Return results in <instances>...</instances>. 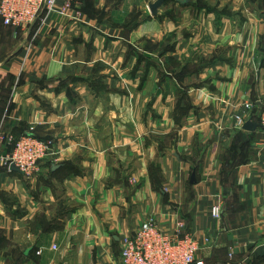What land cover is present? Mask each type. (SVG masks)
Masks as SVG:
<instances>
[{"label":"crops","instance_id":"crops-1","mask_svg":"<svg viewBox=\"0 0 264 264\" xmlns=\"http://www.w3.org/2000/svg\"><path fill=\"white\" fill-rule=\"evenodd\" d=\"M151 1L71 0L64 16L28 29L0 19V132L49 140L47 157L63 162L48 174L47 159L30 178L0 163V264H122L125 240L149 220L163 233L193 235L205 264H264V128L245 131L233 120L240 115L258 124L264 104L259 6L237 3L234 20L221 16L217 26L210 17L201 41L175 44L177 61L199 43V53L213 57L206 69L188 71L194 107L182 127L174 126L166 114L171 104L160 98L154 103L159 117L145 116L138 131L126 130L131 126L124 120L123 133L112 126L106 138L97 111L90 130L83 126L84 108L98 104L83 78L97 62L112 67L117 28ZM165 25L146 21L131 37L158 41ZM173 28H185V21ZM104 38L110 44L102 54ZM85 46L90 53H83ZM67 89L76 94L73 105ZM244 103L253 111H241ZM116 155L125 162L115 164ZM56 175L63 194L55 197ZM215 205L222 208L218 220L210 213Z\"/></svg>","mask_w":264,"mask_h":264},{"label":"rangeland","instance_id":"rangeland-1","mask_svg":"<svg viewBox=\"0 0 264 264\" xmlns=\"http://www.w3.org/2000/svg\"><path fill=\"white\" fill-rule=\"evenodd\" d=\"M155 1L152 0L149 4ZM237 3L243 7L256 5L264 10V0H184V3L178 0H167L157 10L156 15L150 13L149 4L145 6L144 13H129L122 26L117 28L119 34L117 33L116 37L119 38V43H117L111 56L112 67L105 61L97 62L93 66L92 73L83 78V82L88 86L91 95L94 97L93 99L98 103L93 107L89 104L84 108L85 118L83 120H87L83 124L84 128L90 130V119H92L93 113L97 111L96 121L99 124L100 132L106 138L111 132L112 126L116 127L117 134L123 133L124 120L131 126V129L126 130L135 131L136 129L138 131L137 128L141 127L138 124L145 116L159 117L154 108V103L159 98L160 101L168 103L169 107L171 104V110H166V114L168 113L167 116L172 120L175 127H182L188 113L194 107L189 94L191 86L188 87V83L185 82L188 71L192 69L198 73V70L206 69L213 57H207L204 52L199 53V50H204L203 44L199 43L192 47L197 49L194 53L193 49L189 55L186 53L180 61H177L171 56L175 44L195 37L201 41L209 32L205 22L209 21L210 17V20L215 22L216 25L220 22L221 16L234 20L238 12L237 8H234ZM160 10L163 11L160 12ZM150 20H157L166 24L159 35L161 39L158 41L148 39L155 37V35H148V40L133 39L131 36L134 33L136 34L138 28ZM181 21H185V28L179 29L177 32V29L173 27ZM170 27H172V30ZM214 29L218 31V28ZM109 41L106 38L101 41L102 49H104H101L102 54L107 51ZM89 47L85 46V51L84 49V52L82 49L81 51L88 54L91 51ZM218 52L216 51L217 55ZM215 57L218 56L215 55ZM113 66L115 69H113ZM109 67L114 72L107 73ZM122 72H124V75H120ZM197 85H199L198 81ZM161 86H164L162 91L157 92ZM65 95L68 100L72 101L70 105H73L76 97L73 90L67 89ZM80 115L82 116V113ZM109 116H112L110 118L113 122H108ZM80 120L81 117L78 118L77 124ZM119 142L117 139V144ZM120 148L118 146L116 150L118 151ZM118 157L116 155L115 164H118L121 160V163L125 162L123 158ZM51 158L53 157L49 156L43 161L52 160ZM62 164L63 162L55 158L48 161L46 163V173H51L50 168L52 165ZM21 176L25 177L22 174ZM52 179H54L53 195L55 197L61 196L63 192L61 190L60 175L53 176Z\"/></svg>","mask_w":264,"mask_h":264},{"label":"built area","instance_id":"built-area-1","mask_svg":"<svg viewBox=\"0 0 264 264\" xmlns=\"http://www.w3.org/2000/svg\"><path fill=\"white\" fill-rule=\"evenodd\" d=\"M72 8L71 0H0V19L3 25L13 29H28L38 23L45 24L52 15L64 16ZM241 111H253L250 103L241 105ZM235 126L241 128L244 119L234 115ZM258 125L264 128V104L258 116ZM51 141L39 140L31 135L14 138L0 132V163L8 170L11 165L27 178L36 176L40 164L50 153ZM222 208L215 205L211 216L218 220ZM208 239L204 243L208 244ZM56 250V246H52ZM201 246L196 238L189 234L174 231L163 233L152 220L142 224L134 235L125 240L121 250L122 264H205L196 257Z\"/></svg>","mask_w":264,"mask_h":264},{"label":"water","instance_id":"water-1","mask_svg":"<svg viewBox=\"0 0 264 264\" xmlns=\"http://www.w3.org/2000/svg\"><path fill=\"white\" fill-rule=\"evenodd\" d=\"M167 0H156L154 3L149 4V10L150 13L152 15H156L157 14V10L163 5L164 2H166ZM181 3H184V0H178ZM257 127H259L258 124L252 122L251 120L246 121L242 128L245 131H254ZM59 168H61V165H52L51 166V172H55L57 171ZM9 171L13 172V173H18L21 174L19 172V170L17 168H15L13 165H11L9 167ZM196 180H195V173H192L190 176V184H195Z\"/></svg>","mask_w":264,"mask_h":264},{"label":"trees","instance_id":"trees-1","mask_svg":"<svg viewBox=\"0 0 264 264\" xmlns=\"http://www.w3.org/2000/svg\"><path fill=\"white\" fill-rule=\"evenodd\" d=\"M257 122H258V120H257ZM51 169V168H50ZM51 171V170H50Z\"/></svg>","mask_w":264,"mask_h":264}]
</instances>
